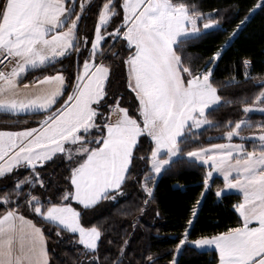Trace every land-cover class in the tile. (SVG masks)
Listing matches in <instances>:
<instances>
[{
	"label": "snow or ice",
	"instance_id": "obj_1",
	"mask_svg": "<svg viewBox=\"0 0 264 264\" xmlns=\"http://www.w3.org/2000/svg\"><path fill=\"white\" fill-rule=\"evenodd\" d=\"M79 7L77 12L75 4L66 0H0V64L11 58L10 68L6 65L0 69V111L48 113L37 127L0 130V178L21 168L30 169L0 195V204L6 206L0 212V264H49L44 230L22 213V206L54 224L57 235L61 230L78 234V242L86 250L98 251L101 229L96 225L85 227L82 212L73 202L87 210L109 198L113 190L122 191L136 158L148 168L141 183L148 197L153 195L156 177L180 160L207 166L205 188L214 173L222 174L223 188L217 189V196L228 190H238L242 195L234 205L240 217L237 226L192 240L185 228L177 251L190 243L198 249L216 250L218 264H264V123L257 125L258 133L244 136L242 129L252 127V122L247 118L229 121L225 126L230 130L222 137L227 142L182 150L194 129L214 126L208 112L233 103L222 99L213 83V66L248 17L240 20L230 36L206 58L204 67H197L191 63L190 54L184 52L185 41L219 28L218 12L199 11L186 0H123V19L108 32V25L119 13L116 0H104L94 37H83L84 46L91 45L89 55L78 68L72 91L53 110L66 88L62 71L43 75L34 84L22 87L18 81L29 69L48 65L58 57L79 55L81 38L77 26L84 0ZM259 7H264V0L249 11ZM106 37L121 40L126 47L122 63L126 66V91L134 93L137 101L135 115L121 106L118 94L109 96L111 65L105 63L102 47L108 43ZM251 63L247 58L242 61L245 78H250ZM238 82L232 77L221 87ZM110 98L114 100L112 104H108ZM255 100L264 104V90ZM105 106L107 112L102 111ZM243 110L248 113L255 109L245 104ZM93 131L99 134L93 136ZM142 136L150 140V153L137 157L135 150ZM233 138L254 139L259 144L249 151L244 143H234ZM58 156L69 162V188L53 202L51 197L34 195L33 190L37 185L42 190L46 188L38 166ZM123 244L126 246L127 241ZM123 251L121 247V256ZM172 264H176L175 259Z\"/></svg>",
	"mask_w": 264,
	"mask_h": 264
},
{
	"label": "trees",
	"instance_id": "obj_2",
	"mask_svg": "<svg viewBox=\"0 0 264 264\" xmlns=\"http://www.w3.org/2000/svg\"><path fill=\"white\" fill-rule=\"evenodd\" d=\"M70 4L69 0H66ZM85 1V0H84ZM104 0H89L81 14L77 35L81 38L79 55L73 53L60 57L55 62L40 66L29 71L23 78V83H34L43 75H52L62 71L67 80V89L57 107L67 98L75 83V76L83 60L89 55L91 45L83 44V37L91 40L94 37L95 25L98 22L99 10ZM123 0H116L118 15L107 27L111 32L123 19ZM199 11L213 12L220 15V27L208 30L195 39L185 41L184 52L190 54L191 63L197 67H204L207 57L216 51L226 38L230 36L235 26L249 14V10L259 0H186ZM81 0H76L75 10L80 11ZM212 18H216L213 16ZM102 45L105 49V63L111 65L109 96L119 95L122 107H128L130 114L135 115L137 101L134 93L126 91V66L122 59L127 50L121 40ZM110 45H114L110 48ZM113 53H119L113 55ZM251 60L249 77L245 78L242 61ZM235 77L238 83L221 87L223 81ZM264 7H260L254 15L240 28L238 34L226 48L222 58L213 66V83L219 88L222 99H230L231 104H222L207 113L208 118L215 122L214 126H202L200 130H193L191 137L184 141L182 150L190 151L197 147H206L225 141L223 134L230 128L229 121L235 122L245 117L244 105L254 103L255 96L264 89ZM113 99H108L112 104ZM105 106L102 111L107 112ZM48 113L11 114L0 111V129H23L38 126ZM139 118V117H138ZM252 127H244L245 132L259 131L257 125L264 123V114L250 115ZM99 122V120L97 121ZM234 126V125H233ZM96 131L93 136L98 135ZM234 140H240L234 138ZM248 150L258 146V140H245ZM186 145V146H185ZM150 140L142 136L135 150L137 157L150 153ZM74 166V165H73ZM69 162L63 156L53 158L43 166H38L46 188L39 185L33 190L34 195L51 197L58 201L59 194L69 188ZM208 168L201 163H189L187 160L177 161L173 167L156 177L152 197H148L141 188L143 174L148 171L143 160L134 159V167L122 185V191H112L109 198L84 210L75 202L73 204L81 210V222L85 227L96 225L101 229L98 251L86 250L78 242V235L61 230L57 235L54 224L47 223L31 212L30 208L21 207L25 213L35 217L45 231L49 252V264H172L175 259V249L179 240L188 228V239L192 240L201 235H212L235 227L240 223L238 212L234 205L242 199L239 192H225L217 196L218 188L223 187V178L215 176L208 188L204 187V175ZM30 169H18L12 175L0 178V195L9 191L17 177L27 175ZM203 194V195H202ZM115 197L112 199L111 197ZM13 200L16 197L13 195ZM23 199V197H22ZM148 200L145 204L144 201ZM199 201V203H197ZM6 206L0 204V212ZM196 210L195 216L192 215ZM191 220V225L188 221ZM127 241V245L123 244ZM124 247L121 256L120 249ZM151 256V260H149ZM176 264H218V252L214 249L199 250L187 244L176 258Z\"/></svg>",
	"mask_w": 264,
	"mask_h": 264
},
{
	"label": "rangeland",
	"instance_id": "obj_3",
	"mask_svg": "<svg viewBox=\"0 0 264 264\" xmlns=\"http://www.w3.org/2000/svg\"><path fill=\"white\" fill-rule=\"evenodd\" d=\"M259 2H260V0H259ZM258 2V3H259ZM260 8V7H259ZM259 8H255L254 9V11H251V12H249V14L247 15V17H248V19L246 20V22L254 15V13L259 9ZM253 9V8H252ZM207 13H209V12H207ZM245 22V23H246ZM244 23V24H245ZM243 24V25H244ZM242 25V26H243ZM240 30V29H239ZM239 30H238V32H239ZM238 34V33H237ZM236 34V35H237ZM264 90V89H263ZM251 105H253V107H254V111H251V112H248V113H246L245 114V117H243V119H245V118H247L248 120H250V115L251 114H253V113H260V114H264V111H261V109L262 108H264V104H261L260 102H258V101H255L254 103H252ZM138 118V117H137ZM244 129V128H243ZM242 129V135H244V136H250L251 134H253V133H258L259 131H260V129H259V131H250V132H245L244 130ZM230 130V129H229ZM228 130V131H229ZM226 133V132H225ZM247 140V139H246ZM251 140H254V139H251ZM225 142H227V139H226V137H225V141H223V142H219V143H225ZM233 142L234 143H244L245 144V146H246V142H245V140L244 141H241V140H234V138H233ZM219 143H216V144H219ZM246 148H247V146H246ZM248 150V149H247ZM249 151H251V150H249ZM202 164V163H201ZM204 165V164H203ZM206 166V165H205ZM207 167V166H206ZM219 176V175H218ZM213 177H215V175L213 174ZM212 177V178H213ZM221 177V176H220ZM222 178V177H221ZM210 182H211V180H210ZM210 182H209V185H210ZM208 188V187H207ZM223 188V187H222ZM221 188V189H222ZM114 191V190H113ZM239 192L238 190H231L230 192ZM240 193V192H239ZM101 201V200H100ZM100 201H98L97 202V204L100 202ZM75 203H77V202H75ZM78 204V203H77ZM73 206L74 207H76L74 204H73ZM21 211H22V213L25 215V216H27V217H29L30 219H32L38 226H40V227H42L38 222H36V220H35V217L33 216V215H31V214H29V213H25L24 211H23V209L21 208ZM43 228V227H42ZM44 230V229H43ZM44 233H45V231H44ZM78 235V234H77ZM100 240V239H99ZM98 243H99V241H98ZM187 244H190V243H186L184 246H182V248L179 250V251H177V249H175V260H176V258L179 256V254L181 253V251H182V249L187 245ZM82 245V244H81ZM191 246H193L194 248H196V249H198L196 246H194V245H192V244H190ZM83 247H84V245H82ZM204 249H212V248H204ZM199 250H203V249H199ZM91 251V250H90Z\"/></svg>",
	"mask_w": 264,
	"mask_h": 264
},
{
	"label": "crops",
	"instance_id": "obj_4",
	"mask_svg": "<svg viewBox=\"0 0 264 264\" xmlns=\"http://www.w3.org/2000/svg\"><path fill=\"white\" fill-rule=\"evenodd\" d=\"M70 1V4H75V2H76V0H69ZM89 0H85L84 1V5H86L87 4V2H88ZM66 3H67V1H66ZM79 23V22H78ZM60 57H58L57 59H59ZM82 65V64H81ZM31 70H33V69H29L28 71H26L24 74H23V76L19 79V84L21 85V87L24 85V84H28V83H23L22 82V80H23V78L26 76V74L29 72V71H31ZM34 84V83H33ZM66 89H67V80H66V88H65V91H64V93H63V95H62V97L64 96V94H65V92H66ZM62 98H59L58 99V102H57V104L54 106V108H53V110H55V108L57 107V105H58V103H59V101L61 100ZM31 113H44V112H31ZM18 114H25V113H18ZM28 114V113H27ZM115 117H113V119H114ZM32 127H37V126H32ZM32 127H27V128H32ZM0 130H4V131H18V130H21V129H0ZM161 175V174H160ZM160 175H158L157 177H159ZM214 175L215 176H221L222 177V174H220V173H214ZM115 191V190H114ZM231 190H228V191H226V192H230ZM234 192V191H233ZM5 210V208H3L2 210H1V212L2 211H4ZM204 250V249H203Z\"/></svg>",
	"mask_w": 264,
	"mask_h": 264
},
{
	"label": "built area",
	"instance_id": "obj_5",
	"mask_svg": "<svg viewBox=\"0 0 264 264\" xmlns=\"http://www.w3.org/2000/svg\"><path fill=\"white\" fill-rule=\"evenodd\" d=\"M0 59H2V57H0ZM10 61L11 58H9V60H5L3 64H0V69H4L6 65L10 68Z\"/></svg>",
	"mask_w": 264,
	"mask_h": 264
}]
</instances>
